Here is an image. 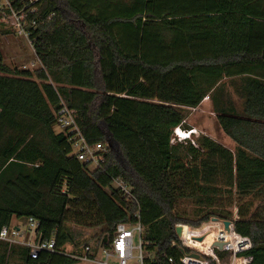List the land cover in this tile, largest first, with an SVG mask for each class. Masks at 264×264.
<instances>
[{
    "label": "trees",
    "instance_id": "1",
    "mask_svg": "<svg viewBox=\"0 0 264 264\" xmlns=\"http://www.w3.org/2000/svg\"><path fill=\"white\" fill-rule=\"evenodd\" d=\"M8 2L26 14L41 67L11 68L0 50V231L13 218H33L38 241L55 235L67 250L74 223L106 230L107 247L140 207L148 264H181L173 246L181 244L179 200L214 205L223 185L264 193V0ZM237 76L241 112L222 83ZM208 95L235 152L205 135L173 141L175 128L187 126L182 109ZM62 102L88 143L106 146L101 168L80 161L68 133L56 130ZM211 215L232 220L221 210L196 226ZM239 216L236 231L252 241L245 254L264 264V216ZM8 252L23 264L80 261L48 251L33 259L26 245L0 240V264Z\"/></svg>",
    "mask_w": 264,
    "mask_h": 264
},
{
    "label": "built area",
    "instance_id": "2",
    "mask_svg": "<svg viewBox=\"0 0 264 264\" xmlns=\"http://www.w3.org/2000/svg\"><path fill=\"white\" fill-rule=\"evenodd\" d=\"M4 3L10 10L14 20H16V30L29 39V32L26 28L27 20H25L26 14L15 11L8 0H4ZM35 24L36 21L33 26ZM208 99L209 95L204 98L203 102ZM61 104L62 106L57 111L56 122L62 129L61 131L68 133L72 144V154L76 155L80 161L88 163L90 169L101 168L105 162L104 153L106 146L103 143L89 144L79 129L74 111L69 109L63 102ZM191 108L195 109L197 107ZM179 127L175 129L182 132ZM177 136L179 141L184 140L179 134ZM112 182L113 186L121 190L124 196L129 199H135L133 188L125 180L114 178ZM134 218L133 222L119 223L117 225L109 246L106 247L104 243L101 245V251L105 259L92 258L90 254L91 247L89 246H86L80 253H77L78 250L71 247L65 250L63 246L58 245L55 235L49 240L38 241L36 235L39 225L33 218L26 219L33 225L29 232L23 231L20 225L11 223L0 231V240L12 244L26 245L30 248V256L33 259L38 258L42 251H48L50 253L70 255L86 261L96 259L99 264H131L132 261L135 262L134 264H148L147 258H150V256L144 248L145 226L141 222L140 207L134 214ZM224 221L223 219L218 221L211 219L210 222H205L201 226L193 228L189 234H185L182 228L181 233L177 235L181 244L177 245L176 242H173V246H176L182 252L181 264H251L252 256L245 254L252 247L251 238L239 234L235 229L233 220H231L229 229H226ZM179 225H182V223H177L176 227ZM204 226H206V229H203ZM136 240H138L137 244ZM217 241L223 243L221 249L214 245ZM135 251H137L136 254ZM218 251L226 254L227 257L223 258L218 254ZM195 253L199 256L192 255ZM111 258H114L116 263L110 262ZM170 261L172 262L173 260L171 259Z\"/></svg>",
    "mask_w": 264,
    "mask_h": 264
},
{
    "label": "rangeland",
    "instance_id": "3",
    "mask_svg": "<svg viewBox=\"0 0 264 264\" xmlns=\"http://www.w3.org/2000/svg\"><path fill=\"white\" fill-rule=\"evenodd\" d=\"M15 21L16 20H14V17H12L10 10L4 3V0H1L0 50L2 55H4L5 63L11 68L18 70H30L36 74L37 69L41 67V61L38 55L35 54L34 48L29 39L16 30ZM240 79L241 78L238 76L225 77V79L222 81L225 88L226 99L235 105L238 112H241L244 104L243 96H241L238 91ZM182 110L186 118L185 124L187 125L186 128H184L190 129V131L193 133L189 137V133L185 134L175 129L172 135L174 143L179 141L177 134L182 136L181 138L184 139L182 141H186L187 139H196L200 135H205L208 137L210 136L225 148L235 152L237 144L228 134H225L222 130L217 118V114L214 111V101L212 96L195 109L184 107ZM55 128L57 131L62 130L58 125H56ZM114 152L118 153L116 149H114ZM220 190L221 191L213 201L215 204L211 206L207 205L206 203L203 204L196 198L181 199L178 201L176 213L184 219L181 220L180 223L191 226L190 228H183L185 234H189L192 232L193 228L199 227L196 225L200 218L211 213L217 214L221 210L230 212L231 215L228 216V218L230 217L232 220L239 219V215H241V213H246L247 218H249L252 214H255L256 217L264 216L263 192L262 194L259 192H253L243 196L239 195L236 187L231 188L230 186L227 187L224 185ZM213 217H215V215H211L209 220L211 221ZM12 223L20 225L23 231L26 230L28 232L29 229L33 227V225L26 219L13 218ZM203 223H201L200 226ZM68 224H70L71 227L70 234L73 241L69 244V248H75V250L78 249L81 252L86 246H89L91 247L90 254L94 258L98 257L105 259L104 254L101 251V245L105 241L104 234L106 230L101 231L100 227L89 228L74 223ZM206 226H204L203 229H206ZM187 230L190 231L188 232ZM137 243L138 240H136V244ZM136 253L137 251H135V254ZM6 260L7 264H23L21 259H19L17 256L9 254V252L7 254ZM79 260L80 261L76 264H99L96 259H93V261H86L82 259ZM110 262L116 263L114 258H111ZM134 263V261L131 262V264Z\"/></svg>",
    "mask_w": 264,
    "mask_h": 264
},
{
    "label": "water",
    "instance_id": "4",
    "mask_svg": "<svg viewBox=\"0 0 264 264\" xmlns=\"http://www.w3.org/2000/svg\"><path fill=\"white\" fill-rule=\"evenodd\" d=\"M233 117H236V118H240V119H243V118H246V119H250V118H247V117H240V116H237V115H232ZM256 121V120H255ZM213 220H215V221H218V219L216 218V217H213L212 218ZM230 223H231V220H225L224 221V224H225V228L226 229H229V225H230ZM181 230H182V226H178V227H176V234L178 235V234H180L181 233ZM201 239V238H200ZM104 242H106L107 240H106V237L104 238ZM214 245H216V246H218V248L219 249H221L222 247H223V243L222 242H215V244ZM192 255H194V256H199V255H197L196 253L195 254H192Z\"/></svg>",
    "mask_w": 264,
    "mask_h": 264
},
{
    "label": "clouds",
    "instance_id": "5",
    "mask_svg": "<svg viewBox=\"0 0 264 264\" xmlns=\"http://www.w3.org/2000/svg\"><path fill=\"white\" fill-rule=\"evenodd\" d=\"M182 130V129H181ZM192 130V129H191ZM183 133H189V137L191 136V134L193 133L192 131H190V129H183L182 130Z\"/></svg>",
    "mask_w": 264,
    "mask_h": 264
},
{
    "label": "bare ground",
    "instance_id": "6",
    "mask_svg": "<svg viewBox=\"0 0 264 264\" xmlns=\"http://www.w3.org/2000/svg\"><path fill=\"white\" fill-rule=\"evenodd\" d=\"M180 226H182V228L183 227H186V228H190L191 226H189V225H187V224H182V225H180ZM184 233H185V231H184Z\"/></svg>",
    "mask_w": 264,
    "mask_h": 264
},
{
    "label": "crops",
    "instance_id": "7",
    "mask_svg": "<svg viewBox=\"0 0 264 264\" xmlns=\"http://www.w3.org/2000/svg\"><path fill=\"white\" fill-rule=\"evenodd\" d=\"M181 128H183L182 126L179 127V129L181 130Z\"/></svg>",
    "mask_w": 264,
    "mask_h": 264
}]
</instances>
